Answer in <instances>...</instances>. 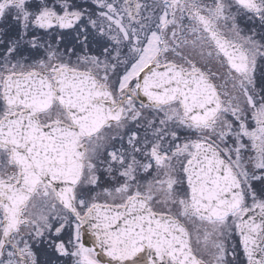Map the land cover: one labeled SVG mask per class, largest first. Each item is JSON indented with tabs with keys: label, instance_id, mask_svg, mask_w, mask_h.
Returning <instances> with one entry per match:
<instances>
[{
	"label": "snow or ice",
	"instance_id": "snow-or-ice-1",
	"mask_svg": "<svg viewBox=\"0 0 264 264\" xmlns=\"http://www.w3.org/2000/svg\"><path fill=\"white\" fill-rule=\"evenodd\" d=\"M0 264H264V0H0Z\"/></svg>",
	"mask_w": 264,
	"mask_h": 264
}]
</instances>
